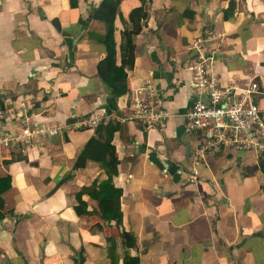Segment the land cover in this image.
Returning <instances> with one entry per match:
<instances>
[{"label":"crops","instance_id":"0c3cea01","mask_svg":"<svg viewBox=\"0 0 264 264\" xmlns=\"http://www.w3.org/2000/svg\"><path fill=\"white\" fill-rule=\"evenodd\" d=\"M102 1L0 0L6 130L26 123L60 130L39 136L26 155L0 154V187L11 183L0 193V264H111L112 239L119 264L127 256L139 264H264V157L226 148L203 152L202 132H185L197 98L186 64L197 41L213 56L221 86L242 92L253 77L264 85V0H233L232 13L231 0H149L144 7L141 0H120L117 64L127 35L135 56L128 92L116 97L98 74L106 48L89 37L106 31L92 18ZM148 79L170 112L162 128L130 120L134 91ZM255 100L264 105L262 95ZM94 115L117 128L113 182L122 191L121 225L102 219L88 193L82 199L90 213L75 209L78 193L113 171L109 153L105 166L83 156L100 125L88 122ZM122 231L132 232L135 245H125Z\"/></svg>","mask_w":264,"mask_h":264},{"label":"built area","instance_id":"2783aa9c","mask_svg":"<svg viewBox=\"0 0 264 264\" xmlns=\"http://www.w3.org/2000/svg\"><path fill=\"white\" fill-rule=\"evenodd\" d=\"M201 42L194 44V55L186 64L191 73L190 87L197 98L186 113L185 132H202L205 136L203 152L226 148L252 151L264 157V105L255 100L257 95L264 98V85L253 77L242 92L237 87L221 86L218 73L211 68L214 58L205 51V44ZM3 93L6 96L1 97L3 94H0V154L6 150L27 153L39 136L59 133V128L40 123H26L18 132H8L5 123L9 117L6 104L10 101V94ZM25 104L22 101L21 105ZM133 106L130 119L139 121L148 129L164 127L170 117L169 110L160 103L152 79L134 91ZM88 122L96 126L100 119L94 115ZM185 169L184 165H179L177 173L183 174ZM197 175L198 171L192 170L190 179L196 180Z\"/></svg>","mask_w":264,"mask_h":264},{"label":"trees","instance_id":"16d2710c","mask_svg":"<svg viewBox=\"0 0 264 264\" xmlns=\"http://www.w3.org/2000/svg\"><path fill=\"white\" fill-rule=\"evenodd\" d=\"M143 2V7L149 2V0H141ZM120 0H103L99 7L93 12L92 18L101 21L106 25L105 32H89V37L100 44H103L106 48V56L99 61L98 64V74L101 79L107 83L113 90L115 97L124 95L128 92L129 87L126 84V78L128 71L133 68L134 56H135V46L132 39L127 35V41L125 42V48L122 51L123 60L120 65L117 64V48L115 40V19L119 13ZM235 3L231 0L227 12L232 13ZM143 7L135 10V13L143 11ZM144 16L147 17V12H144ZM117 128L114 122L110 121L105 125L100 123L97 127L96 137L92 138L88 145L83 150V156L86 160H94L101 163L102 166L106 165V153H109V161L113 166V171L109 177L101 182H94L90 187H85L82 191L78 193L79 204L75 206V209L79 215L90 213L87 210V203L82 199L84 193H88L94 199H96L101 208V213L99 214L102 219H115L119 225L122 224L123 214L121 211L120 196L121 189L116 188L113 182V176L117 174L118 168V157L116 154L115 146L112 143L113 135ZM102 153V157L95 155L96 152ZM26 155L27 153H22ZM11 185L10 181L5 182L4 185L0 187V193L4 189L9 188ZM4 217L0 213V219ZM122 237L125 240L126 246H133L136 243V239L132 232H121ZM109 256L111 258V264H119V258L115 252L114 240H111ZM139 257H125L124 264H139Z\"/></svg>","mask_w":264,"mask_h":264},{"label":"clouds","instance_id":"9594fccd","mask_svg":"<svg viewBox=\"0 0 264 264\" xmlns=\"http://www.w3.org/2000/svg\"><path fill=\"white\" fill-rule=\"evenodd\" d=\"M131 120V119H130ZM135 121V120H134ZM135 122H138V123H140L139 121H135ZM141 124V123H140ZM142 126V125H141ZM143 127V126H142ZM144 128V127H143ZM52 135V134H51ZM29 152V151H28ZM260 156V155H259Z\"/></svg>","mask_w":264,"mask_h":264},{"label":"water","instance_id":"95a60500","mask_svg":"<svg viewBox=\"0 0 264 264\" xmlns=\"http://www.w3.org/2000/svg\"><path fill=\"white\" fill-rule=\"evenodd\" d=\"M202 99H203V100H205V99H206L204 95L202 96Z\"/></svg>","mask_w":264,"mask_h":264}]
</instances>
